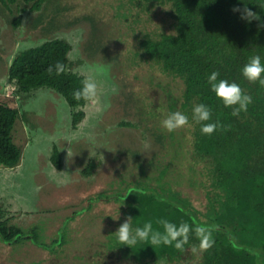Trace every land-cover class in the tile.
Masks as SVG:
<instances>
[{"label":"rangeland","instance_id":"obj_1","mask_svg":"<svg viewBox=\"0 0 264 264\" xmlns=\"http://www.w3.org/2000/svg\"><path fill=\"white\" fill-rule=\"evenodd\" d=\"M30 6L17 0L5 8L0 2V102L14 94L15 85L7 78L14 56L53 38L70 44L72 71L84 80H95L97 89L94 99L76 109L83 112L76 125L65 100L52 91L20 106L25 116L16 124L12 138L21 159L13 168H0V207L11 225L26 233L36 229L39 243L49 246L60 235L64 246L56 255L30 242L14 246L0 242V264H84L79 256L95 264L102 260L132 264L117 250L113 253L104 246L113 241V233L126 217L133 218L137 226L152 216L160 231L158 220L184 221L150 196L137 193L124 201L132 188H144L135 180L180 186L196 208L203 209L205 203L202 168L190 162L191 146L182 141L186 135L182 136L180 128L169 132L161 127V120L173 112L175 96L159 76L127 70L111 56L114 50L108 49L112 46L101 27L110 12L95 6V0H44L34 11ZM94 65L104 71L99 75L91 71ZM151 84V91L141 95ZM132 91L142 100L146 95L152 97L144 103L151 104L147 109L154 118L137 114L142 105L131 96ZM54 149L61 160L60 171L50 161ZM157 154L161 164L152 160ZM188 235V242L200 244L193 231ZM158 247L168 248L145 241L132 250L150 256L160 252ZM194 254L197 257L199 252Z\"/></svg>","mask_w":264,"mask_h":264},{"label":"trees","instance_id":"obj_2","mask_svg":"<svg viewBox=\"0 0 264 264\" xmlns=\"http://www.w3.org/2000/svg\"><path fill=\"white\" fill-rule=\"evenodd\" d=\"M16 1L0 0L5 8ZM23 1L31 3L30 10L34 11L44 0ZM95 6L110 12L108 22L112 24L105 21L101 27L112 46L108 49L114 50L111 56L127 70L159 76V81L175 96L173 111L188 115V124L179 127L182 136L186 135L182 141L191 146V164L202 168L199 174L205 199L203 209L196 208L180 186L152 185L149 180L145 184L141 179L135 182L144 188L140 185L132 188L124 201L135 198L137 193L150 196L170 208V215L181 216L190 228L209 226L213 241L203 249L194 240L178 250H173L172 245L165 251L158 247L160 252L150 256L136 255L134 247L123 246L115 237L111 243L104 244L105 248L113 253L117 250L132 264H264V87L247 81L240 73L252 55H260L264 62V27H261L264 0H95ZM245 6L258 14L260 20L249 23L232 11L233 7ZM70 50L66 40L53 38L20 51L12 59L7 78L15 85L14 94L0 102V168H13L20 162L19 146L12 138L16 124L25 116L20 106L42 92L52 91L65 100L72 110L73 125L82 119L83 112L76 109L83 107L86 100L74 99L73 92L82 87L84 79L72 71ZM57 64L61 66L59 72ZM214 70L219 72L218 78L235 81L252 97L247 111L233 116L232 109L225 107L209 90L207 75ZM151 85L141 90V95L149 93ZM131 96L137 97L142 105L136 109L140 117H155L147 109L151 104H146L152 97L146 95L142 100L133 91ZM197 103L209 105L210 122L220 125L211 134L201 131V123L206 122L192 120L191 109ZM155 130L161 131L158 127ZM53 151L50 161L60 171L59 154L56 149ZM161 159L158 154L152 158L156 162ZM152 218L149 219L155 229L156 221ZM38 238L36 229L26 233L11 225L0 207L2 244L30 242L45 251L54 250L56 255L59 249L62 251L64 243L60 235L49 246L39 243ZM193 246L199 252L197 257ZM82 257L84 264H95L79 256Z\"/></svg>","mask_w":264,"mask_h":264},{"label":"clouds","instance_id":"obj_3","mask_svg":"<svg viewBox=\"0 0 264 264\" xmlns=\"http://www.w3.org/2000/svg\"><path fill=\"white\" fill-rule=\"evenodd\" d=\"M233 12L240 14V19L246 22L253 20H260V17L255 12L251 11L247 6L233 7ZM264 27V24L261 25ZM57 71L59 72L61 66L57 64ZM51 70V69H49ZM90 70L96 72L98 75L104 71L102 66H90ZM240 73L244 79L249 82L258 83L259 86L264 87V62L260 55H252L240 69ZM219 72L212 71L207 75V85L215 97L225 106L232 109V115L236 116L240 112L247 111L248 105L252 102V97L244 92L240 85L235 81L218 78ZM97 84L93 79H86L82 82V87L73 92L74 99H94L96 96ZM192 120L201 123V131L205 134H211L215 129L220 127L218 122H210L212 109L205 103H197L191 109ZM189 117L184 112L173 111L161 120V127L169 132L187 125ZM131 217H126L125 220L118 226L113 233L115 238L123 244L132 248L138 243L148 241L151 245H172L176 249H182L189 240V232L193 231L199 238L201 249L210 247L213 243L211 239V228L206 225H190L186 222L180 224L172 223L168 220L161 219L157 223L162 226L163 231L153 228L151 220L145 221L142 225L133 226ZM193 251L196 247L193 246Z\"/></svg>","mask_w":264,"mask_h":264}]
</instances>
